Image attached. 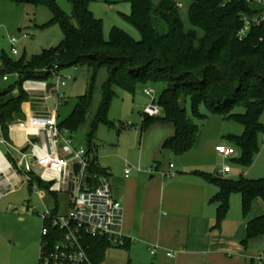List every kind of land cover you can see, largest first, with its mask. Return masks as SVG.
I'll return each instance as SVG.
<instances>
[{"label": "trees", "instance_id": "16d2710c", "mask_svg": "<svg viewBox=\"0 0 264 264\" xmlns=\"http://www.w3.org/2000/svg\"><path fill=\"white\" fill-rule=\"evenodd\" d=\"M17 1L47 6L52 12L49 23L60 26L63 41L33 56L29 62L12 60L5 54L0 56V78L9 76L5 81L8 85L0 89L3 139L10 142L8 126L24 118L22 104L28 100L23 88L25 80H48L54 64L59 70L87 65L91 69L87 90L65 118H57L58 127L70 133L86 126L85 148L92 157L90 171L108 174L92 153L98 126L115 127L108 118L115 87L133 92L136 83L147 81H162L164 88L155 98L160 113L156 116L142 113L141 133L153 124H171L174 133L162 142V151L180 155L193 147L197 125L190 121L180 103L182 97L188 96L192 111L199 117H207L197 111L203 104L209 114L243 127L240 135L230 134L226 138L240 153L238 163L244 166L251 163L258 151L259 134L264 132L260 122L264 110V24L252 27L243 39L237 37L241 14L252 13L246 0H186L189 29H185L180 9L172 0H125L131 5V12L123 16L140 32L139 41L116 27L111 29L109 40H104L102 22L89 7L92 0H67L71 5L69 15L54 0ZM100 67L107 69L108 76L101 86L100 101L89 117L94 80ZM11 77L15 80L10 81ZM239 105L244 112H233ZM200 174L218 189L211 199L216 204L212 228H219L226 217L232 193L240 195L243 216L256 198L264 201V177L231 179L219 173ZM263 235L264 215H261L248 221L242 243L247 245L249 240ZM88 243L92 261H103L111 247L109 243L101 238H89Z\"/></svg>", "mask_w": 264, "mask_h": 264}, {"label": "rangeland", "instance_id": "374dc122", "mask_svg": "<svg viewBox=\"0 0 264 264\" xmlns=\"http://www.w3.org/2000/svg\"><path fill=\"white\" fill-rule=\"evenodd\" d=\"M54 1L66 15L71 13V5L67 0ZM153 1L157 2V0ZM89 7L94 17L102 22L104 40H109L110 31L114 27L123 30L135 41L141 40L140 32L123 16L129 15L131 12L129 2L125 0H92ZM180 16L185 29L191 28L187 19V3L183 9H180ZM51 18L52 12L47 6H36L17 0H0V56L5 54L12 60L22 59L29 62L33 56L40 54L43 50L60 45L63 41V32L58 24L49 23ZM12 37L16 39V55L11 53L9 39ZM60 74L64 78L70 77L64 85L59 86V92L63 94L65 101L57 105L56 111L59 118L63 119L69 114L77 98L87 90L91 78V69L87 65H74L64 67L60 70ZM107 76V69L100 67L94 80L89 117L100 101L101 86ZM14 80L15 77L10 78V81ZM6 85L8 83L0 78V89ZM147 87L154 90V97L158 99L164 88V83L162 81L138 82L133 92L122 87H115L116 95L112 99L108 111V118L115 127L108 128L100 124L97 128L96 147L92 155L97 156L102 166L109 167L115 177L122 174L125 165H131L133 161H138L143 153L141 139L145 135H150L149 133L162 129L156 126L141 133L143 109L151 102V97L144 92ZM180 103L185 107L190 121L197 125L196 139L191 151L198 147L200 152L189 154L192 157V162L201 163V156L199 155H206L207 153L210 162L207 163L206 167L211 171L218 169L220 171L224 165H228L231 169V172L227 174L228 178L237 179L242 176L248 179H259L264 177V132L259 134L258 151L253 156L251 163L245 166L240 165L238 163L239 151L225 159L216 152L211 139L214 132L222 125L223 122L221 121H224V127L241 128L242 130L243 127L237 122L222 120L219 116L209 114L203 104L198 106L197 111L200 114H206L207 117L205 119L199 117L192 111L188 96L182 97ZM233 112H244V108L241 105L236 106ZM260 122L264 125V110L261 113ZM120 125L123 128H120ZM85 131L86 126H82L77 132L67 134L71 137L72 149H78L84 145ZM154 135L145 140L144 154L146 157H148L149 152L153 151L151 148L154 147L152 142ZM7 148L9 147L0 143V151L12 164H15L14 156L17 155L15 151ZM170 155L168 161L176 165L175 168L171 169L173 176L175 170L180 167H177L176 154L171 153ZM150 167L151 165H148L146 169ZM184 168L190 169V167H182V169ZM196 168L201 167L196 166ZM155 172L159 173L160 169ZM32 178L40 186L39 190L43 191L42 196H39L32 185L23 178L22 183L18 184L15 190L0 195V264H7L9 261L13 263L31 261L39 264L42 227L40 213L46 207H54L56 204H58L60 213L69 212L68 196L65 192L58 191L54 195V193L47 191V185L39 181L38 177L32 176ZM253 213L256 217L264 215V201L262 199L257 198L256 201H253L248 214L243 216L240 195L238 193L230 195L229 210L226 217H231V220L234 217L242 219L251 216ZM248 251L249 253L247 252L242 256H238L236 252L225 254V261L219 264H264V235L259 240L250 242ZM163 252L164 254L166 252L171 253L169 256L165 254L168 259L176 256L174 249H164ZM153 256L148 249L139 248L135 251L132 247L128 251L124 247H110L105 253L103 262L105 264H149Z\"/></svg>", "mask_w": 264, "mask_h": 264}, {"label": "crops", "instance_id": "0c3cea01", "mask_svg": "<svg viewBox=\"0 0 264 264\" xmlns=\"http://www.w3.org/2000/svg\"><path fill=\"white\" fill-rule=\"evenodd\" d=\"M22 112L24 118L21 120L24 121L31 113H46L47 107L42 104H31L27 100L22 104ZM221 122H223L222 125L214 132L211 139L214 148L220 143L231 144L226 136L240 135L243 131L241 128L224 127V121ZM156 126L162 129L149 133L150 135H145L141 139L143 153L138 161H133V164L129 165L131 170L127 177L124 176L125 167L122 174L115 177L110 168L102 166L97 158L98 164L107 170L106 176L112 185L114 198L123 211V232L128 235L129 239L124 248L128 251L132 247L135 251L139 248L149 250L151 246L157 245L158 250L151 257L149 264H219L225 261V254L236 252L238 256H242L249 253L250 242L253 243L262 237L251 239L247 245L242 243L246 237L247 223L256 217L255 213L242 219L234 217L231 220V217H226L219 228H212L216 220V204L211 199L218 189L214 183L205 179L200 173H219V169L211 171L206 167L210 162L207 153L199 155L201 163L192 162V157L189 155L193 152H200L198 147L182 155H176L177 167L180 168L175 170L170 178H165L161 172L145 171L148 165L156 162L159 163L160 171L168 170L169 164H173L168 161L172 152L162 151L161 145L167 137L174 133V128L171 124L157 123L146 131ZM66 131L70 134L68 130ZM153 135L154 147L151 148L153 151L149 152L146 157L144 154L145 140ZM9 137L10 142L6 140L3 142L0 136V143L13 151L25 147L30 138L26 131L20 129L9 130ZM237 151L235 149V153ZM196 166L201 168H196ZM175 167L176 165L173 164L171 169ZM182 167H190V169H182ZM230 172L231 169L223 177H227ZM22 178L25 179V175L18 171L0 151V195L6 193L10 185L17 186L22 183ZM16 186L8 191L15 190ZM168 248L174 249L176 256L168 259L165 256L167 252L165 254L163 252ZM7 264L35 263L9 261Z\"/></svg>", "mask_w": 264, "mask_h": 264}, {"label": "built area", "instance_id": "2783aa9c", "mask_svg": "<svg viewBox=\"0 0 264 264\" xmlns=\"http://www.w3.org/2000/svg\"><path fill=\"white\" fill-rule=\"evenodd\" d=\"M172 1L178 9H183L187 3L186 0ZM246 2L251 6L252 13L241 14L242 24L237 32L239 39H243L252 27L264 24V0ZM9 43L11 53L16 55V39L10 38ZM8 77L3 75L1 78L6 81ZM69 78H64L58 65L54 64L48 80L24 81L23 88L28 94V102L45 105L47 112L31 113L24 121L19 119L8 126L9 130H24L30 136L27 141L29 147L25 152L21 153L20 149H15L17 156H14V165L25 175L24 180L31 183L39 196L44 193L34 182L33 175L47 185V191L51 193L62 191L68 196V213H60L58 204L46 207L40 213L42 227L39 264H104L102 261L97 263L92 261L88 239H104L111 247H124L129 239L123 232V211L114 198L108 177L90 171L92 157L87 154L85 146L72 149L71 137L67 135L66 130L58 127L57 105L65 100L63 94L59 92V86L64 85ZM48 82L54 83V87L46 91ZM144 92L151 97V102L144 107L143 113L148 116L158 115L160 108L155 103L154 90L147 87ZM49 98L52 99V103H49ZM32 137H38V141L30 143ZM2 141L6 142L5 139ZM215 150L225 159L235 154L231 144L220 143L215 146ZM75 163L80 164L78 176L73 169ZM172 167L173 164H169V169L160 171L161 174L165 178H170ZM130 170V166L126 165L125 177L129 175ZM158 170L159 165L155 163L146 169L149 173ZM229 171L230 167L224 165L219 174L223 176ZM15 186L10 185L8 190L14 189ZM157 250V245L149 248L152 255ZM166 254L171 255L170 252Z\"/></svg>", "mask_w": 264, "mask_h": 264}, {"label": "water", "instance_id": "95a60500", "mask_svg": "<svg viewBox=\"0 0 264 264\" xmlns=\"http://www.w3.org/2000/svg\"><path fill=\"white\" fill-rule=\"evenodd\" d=\"M53 87H54V83H52V82H48L47 85H46V91H49V90H50L51 88H53ZM48 101H49V103H52V99H51V98H49ZM37 141H38V137H32V138L30 139V143H36ZM28 147H29V144H27L25 147H23V148L20 150V152H21V153L25 152V151L28 149ZM73 169H74V173H75V175L78 176V175H79V170H80V164L75 163V164L73 165Z\"/></svg>", "mask_w": 264, "mask_h": 264}]
</instances>
